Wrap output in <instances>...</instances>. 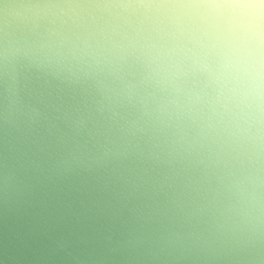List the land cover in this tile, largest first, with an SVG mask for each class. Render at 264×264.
<instances>
[{
	"label": "clouds",
	"instance_id": "9594fccd",
	"mask_svg": "<svg viewBox=\"0 0 264 264\" xmlns=\"http://www.w3.org/2000/svg\"><path fill=\"white\" fill-rule=\"evenodd\" d=\"M0 264H264V0H0Z\"/></svg>",
	"mask_w": 264,
	"mask_h": 264
}]
</instances>
